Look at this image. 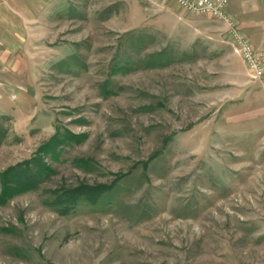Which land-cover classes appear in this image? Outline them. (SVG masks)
<instances>
[{
    "label": "rangeland",
    "instance_id": "obj_1",
    "mask_svg": "<svg viewBox=\"0 0 264 264\" xmlns=\"http://www.w3.org/2000/svg\"><path fill=\"white\" fill-rule=\"evenodd\" d=\"M64 6L2 29L26 91L0 106V194L38 153L50 172L0 204V264H264V76L228 29L172 0Z\"/></svg>",
    "mask_w": 264,
    "mask_h": 264
},
{
    "label": "crops",
    "instance_id": "obj_2",
    "mask_svg": "<svg viewBox=\"0 0 264 264\" xmlns=\"http://www.w3.org/2000/svg\"><path fill=\"white\" fill-rule=\"evenodd\" d=\"M64 2L65 0H0L1 107L8 103L6 91L10 90L16 94V100L21 99L26 91L23 86L25 75L23 66L20 64V61H22L21 55L19 53L16 54L14 50L16 43L6 40L11 34L8 32L4 33L2 30L12 21V16L21 19L27 16V10L15 9V6L22 8L49 6L53 10L52 15H54L55 13L60 14L61 8L65 7ZM175 4L179 6L177 3ZM228 13L238 24L239 30L250 40L254 49L264 52V0H229ZM210 21L217 26L221 25L223 29L227 28L223 22L214 18H210ZM19 35L22 38L25 37L23 34ZM13 37L11 40H14Z\"/></svg>",
    "mask_w": 264,
    "mask_h": 264
},
{
    "label": "trees",
    "instance_id": "obj_3",
    "mask_svg": "<svg viewBox=\"0 0 264 264\" xmlns=\"http://www.w3.org/2000/svg\"><path fill=\"white\" fill-rule=\"evenodd\" d=\"M64 139L60 140L59 135L56 134L52 141L60 143V141L63 142ZM67 139H72V136ZM53 149L55 148L52 146V142L50 141L40 148L39 151H44V153L49 154L53 151ZM38 155L39 153L28 162L22 164L24 166L10 167L8 170L3 172L1 177L5 185L0 194V204L6 203L9 199L15 196L16 193L31 189L37 184L38 179L44 176L46 172H50V167L46 166L45 163L41 164V159ZM121 176L124 177L125 175ZM108 189L109 186L103 185L94 188L82 186L75 188L72 191H66V194H59L57 196L56 203L57 205H74L77 204L80 199H84V197L88 199L87 194H90L89 198L96 199L100 194H103Z\"/></svg>",
    "mask_w": 264,
    "mask_h": 264
},
{
    "label": "built area",
    "instance_id": "obj_4",
    "mask_svg": "<svg viewBox=\"0 0 264 264\" xmlns=\"http://www.w3.org/2000/svg\"><path fill=\"white\" fill-rule=\"evenodd\" d=\"M182 9L193 14H205L223 22L229 31L235 52L256 77L264 76V52L256 51L250 40L239 30L229 15V0H173Z\"/></svg>",
    "mask_w": 264,
    "mask_h": 264
}]
</instances>
